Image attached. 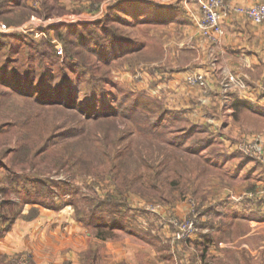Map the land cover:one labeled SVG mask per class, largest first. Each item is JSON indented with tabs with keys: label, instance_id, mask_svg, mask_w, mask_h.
<instances>
[{
	"label": "rangeland",
	"instance_id": "rangeland-1",
	"mask_svg": "<svg viewBox=\"0 0 264 264\" xmlns=\"http://www.w3.org/2000/svg\"><path fill=\"white\" fill-rule=\"evenodd\" d=\"M191 1L0 0V240L42 211L65 218L0 264L60 247L81 264H213L234 218L262 214L263 125L223 128L224 111L158 86L161 63L190 58L166 25Z\"/></svg>",
	"mask_w": 264,
	"mask_h": 264
},
{
	"label": "crops",
	"instance_id": "crops-1",
	"mask_svg": "<svg viewBox=\"0 0 264 264\" xmlns=\"http://www.w3.org/2000/svg\"><path fill=\"white\" fill-rule=\"evenodd\" d=\"M231 3L246 6L264 3V0H232ZM186 9L187 12L184 8L182 11L189 21L184 20L179 14L176 20L166 26L176 30L180 36V40L176 41L180 48L179 57L181 53L189 52L190 58L179 69H169L161 63L160 74L156 78L159 81L158 86L163 88V94L178 100L181 105H183L181 101H186L187 106L195 107L199 113L211 115L215 121L219 119L217 112L224 111L226 124L222 122L223 128H229L233 121L237 122L239 128L250 127L253 130L254 126L264 127V23L254 25L241 15L225 18L223 20L225 36L220 43L213 44L201 36L194 23L193 16L200 15L197 0L187 3ZM191 72H199L207 77L210 89L206 94L202 89L190 87L186 83V77ZM228 74L242 78L248 89L244 92L232 91L229 95L235 94L233 97H224L220 86ZM187 106L185 109H189ZM211 116L208 120L213 119ZM222 119L220 117L219 120ZM258 186L259 198L256 203L262 209V214L252 219L234 218L231 229L223 231V236L229 238L234 236L235 241L221 242L217 254L207 252L209 256L219 261L213 264H264V197L259 193L260 191L264 193V182H258ZM61 222L65 223V218L55 216L49 211H42L33 221L17 222L13 230L0 240V254L9 259L25 252L27 249L24 246V236L30 232L29 230L32 228L36 230L43 224L58 223L61 226ZM240 226L243 227L241 233L238 229ZM58 229L61 228L51 232V235L59 234ZM30 236L32 238V234ZM62 236L65 239V234ZM215 238V234L211 235V242L208 243L207 240L204 245L210 246ZM48 255L51 260L47 264H64L69 260L71 264H81L74 258L77 254H68L61 247L60 250H53ZM35 263L41 264L40 260H35ZM207 264L212 263L209 261Z\"/></svg>",
	"mask_w": 264,
	"mask_h": 264
},
{
	"label": "built area",
	"instance_id": "built-area-1",
	"mask_svg": "<svg viewBox=\"0 0 264 264\" xmlns=\"http://www.w3.org/2000/svg\"><path fill=\"white\" fill-rule=\"evenodd\" d=\"M231 2L232 0H197L200 15L193 16V20L204 39L213 44L220 43L225 36L223 20L233 15H241L254 25L264 23V3L238 6ZM186 83L190 87H198L204 91L210 89L207 77L199 72L188 74ZM221 86L224 92L232 90L244 92L248 89L246 82L234 74H228Z\"/></svg>",
	"mask_w": 264,
	"mask_h": 264
},
{
	"label": "trees",
	"instance_id": "trees-1",
	"mask_svg": "<svg viewBox=\"0 0 264 264\" xmlns=\"http://www.w3.org/2000/svg\"><path fill=\"white\" fill-rule=\"evenodd\" d=\"M131 43L127 44L124 48H122L123 50L124 49H129L131 47ZM63 102V101H62ZM91 225H94L95 227H102V226H110L109 224H104V222H102L100 220V222H91ZM112 228H119V229H124L125 227L123 226L122 223H120L119 221H116L114 222V226ZM98 237L101 238V239H104V236H102V234H98Z\"/></svg>",
	"mask_w": 264,
	"mask_h": 264
}]
</instances>
